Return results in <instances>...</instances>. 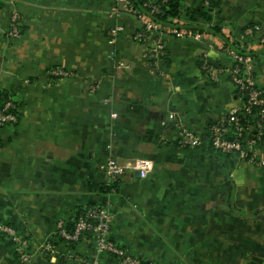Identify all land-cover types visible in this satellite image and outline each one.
Segmentation results:
<instances>
[{
	"label": "crops",
	"instance_id": "0c3cea01",
	"mask_svg": "<svg viewBox=\"0 0 264 264\" xmlns=\"http://www.w3.org/2000/svg\"><path fill=\"white\" fill-rule=\"evenodd\" d=\"M200 7L181 0L179 22ZM12 9L17 40L5 37ZM207 26L219 27V36ZM248 26L257 30L256 50L264 0H219L201 40L161 36L165 58L152 72L144 58L150 42L133 41L137 22L116 0L5 6L0 93L16 103L18 118L0 125V224L28 240V264H115L92 238L75 245L57 239V224L89 206L108 208L109 239L146 264H249L252 257L264 264V134L248 148L253 163L217 158L208 146L210 128L241 107L223 48L224 39L247 45L241 34ZM251 63L264 96V59ZM55 70L65 76L54 77ZM182 130L201 146H180ZM135 159L152 162L148 176L128 172L105 193L100 166ZM0 264H23L1 237Z\"/></svg>",
	"mask_w": 264,
	"mask_h": 264
},
{
	"label": "built area",
	"instance_id": "2783aa9c",
	"mask_svg": "<svg viewBox=\"0 0 264 264\" xmlns=\"http://www.w3.org/2000/svg\"><path fill=\"white\" fill-rule=\"evenodd\" d=\"M15 1L7 0L6 5L11 6ZM167 1L163 0V2ZM116 2L137 22L138 29L132 36L133 41L138 43L150 42L144 58L148 69L152 72H158V66L162 64L165 58V46L161 39L164 33L176 39H193L196 41L202 39L200 34L193 33L190 30L164 29L159 24L154 23L150 17L138 14L130 0H116ZM203 4L207 6V0H204ZM150 12L151 14H156L159 12V9L157 6H151ZM1 13L2 9H0V18ZM118 30L119 28H115L112 31L113 37ZM253 30L256 32V28H254L247 29L241 34L242 40L247 42V45H240L242 50L247 51L252 48L250 41H254L256 38ZM20 36L19 14L15 9H12L9 13L5 37L9 40H17ZM113 41L114 39L112 38L110 43ZM261 43H264V37L257 40L254 44L255 48H258ZM224 53L232 60L230 81L235 89L245 94V98H243V95L239 96L241 107L230 111L218 124L210 128L208 145L212 150L223 154L232 153L249 163H253L254 160L249 154L248 148L253 146L264 134V96L253 82L251 59L229 49H226ZM241 66L243 67L242 70ZM202 70L205 72L211 71L206 63H203ZM210 73L213 76L217 74L215 70H212ZM52 75L54 77H63L65 73L55 70L52 72ZM17 111L18 106L14 101L8 97L2 98L0 96L1 126H14L17 123ZM240 112L243 113L241 116L238 115ZM112 117H115V115H112ZM229 134L231 138H228ZM179 144L182 147L197 148L201 146L202 142L191 131L182 130L179 136ZM260 165L264 166V161ZM152 169V162L146 159H135L125 163L108 160L100 166V171L105 176V188H111L113 184L120 181L128 172L137 173L139 178L144 179ZM110 192H114V190L110 189ZM110 223L111 217L108 208L106 206H93L84 210V214L76 220L71 231L65 228V223L59 222L56 234L64 242L68 243H78L85 238V234H91L96 250L99 253L111 256L115 264H146L128 256L109 239ZM0 237L12 244L20 262L23 264L30 262L32 256L26 238L20 236L14 228L5 224H0ZM44 250L49 252L51 247L48 245Z\"/></svg>",
	"mask_w": 264,
	"mask_h": 264
},
{
	"label": "trees",
	"instance_id": "16d2710c",
	"mask_svg": "<svg viewBox=\"0 0 264 264\" xmlns=\"http://www.w3.org/2000/svg\"><path fill=\"white\" fill-rule=\"evenodd\" d=\"M132 2V5L134 9L137 11L138 14L140 15H145L150 17V19L154 22L159 24L161 27L164 29L168 28H174L177 30H190L193 33L201 34L203 31L202 25H207L211 19L213 14L217 11L219 7V0H207L208 5L204 6L203 2L204 0H198L201 3V7L197 10H193L188 13L189 20L188 22L185 23H180L179 22V5L181 0H168L167 2H163V0H130ZM7 0H0V9H4L6 6ZM151 6H157L159 9V12L156 14H151L150 8ZM202 24V25H199ZM255 27H245L242 30V33L245 32L247 29H254ZM208 32L212 33L213 35L219 36V27H208L206 29ZM257 31V30H256ZM254 34H256L255 30H253ZM261 39V38H260ZM226 49L233 50L235 53L240 54L242 56L249 57L252 61H257V60H263L264 59V43H261L256 50H242L240 48V43L237 42H230L227 39H224V48L223 51ZM227 56V55H226ZM228 57V56H227ZM230 59V58H229ZM231 60V59H230ZM232 62V60H231ZM243 67L241 66V70ZM257 88V87H256ZM235 89V88H234ZM258 89V88H257ZM259 90V89H258ZM235 95L239 99V96L243 95V98H245L244 93H240L237 89H235ZM0 96L2 98H6L7 96L5 93H0ZM242 112V111H241ZM238 113V115L241 116L243 113ZM239 116V117H240ZM244 123V122H243ZM228 138H231V135H228ZM209 146V145H208ZM211 149V147L209 146ZM211 151L216 155L217 158H222V157H231L233 154L228 153V154H223L219 151L212 150ZM119 184V181L111 186V188H105L103 187L102 190L105 193H109L110 189H113L114 192L117 190V186ZM93 207V206H89ZM86 207L82 210H79L74 219L71 222L65 223V228L68 231H71L73 229V226L76 222V220L81 217L84 214V210L89 208ZM85 238H92L91 234H85ZM58 237V236H57ZM60 242L64 244H69V245H75L78 243H68L64 242L61 238H57Z\"/></svg>",
	"mask_w": 264,
	"mask_h": 264
},
{
	"label": "water",
	"instance_id": "95a60500",
	"mask_svg": "<svg viewBox=\"0 0 264 264\" xmlns=\"http://www.w3.org/2000/svg\"><path fill=\"white\" fill-rule=\"evenodd\" d=\"M135 174L138 177V174L137 173H135ZM249 264H261V260L259 258H256V257H252Z\"/></svg>",
	"mask_w": 264,
	"mask_h": 264
}]
</instances>
